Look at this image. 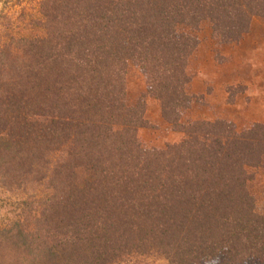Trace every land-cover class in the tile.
<instances>
[{
  "label": "trees",
  "instance_id": "1",
  "mask_svg": "<svg viewBox=\"0 0 264 264\" xmlns=\"http://www.w3.org/2000/svg\"><path fill=\"white\" fill-rule=\"evenodd\" d=\"M255 18L264 0H4L0 184L43 192L0 228V264H264V125L180 124L200 26L232 45ZM129 64L146 85L132 107ZM146 98L178 143L142 147Z\"/></svg>",
  "mask_w": 264,
  "mask_h": 264
},
{
  "label": "rangeland",
  "instance_id": "2",
  "mask_svg": "<svg viewBox=\"0 0 264 264\" xmlns=\"http://www.w3.org/2000/svg\"><path fill=\"white\" fill-rule=\"evenodd\" d=\"M28 6L34 0H12ZM4 0H0V8ZM17 5L14 12H19ZM198 46L188 65L190 94L194 101L180 113V124L195 121H224L244 132L254 125H264V20L255 18L249 32L237 44L219 43L210 25L203 23L198 32ZM146 90L145 79L137 67L128 65L126 103L134 106ZM146 127L138 132L145 150H163L178 143L182 136L161 117L159 104L152 98L143 100ZM26 191L6 192L0 184V228L14 223L26 211L31 196H39L41 187L29 185ZM251 193L255 211L264 215V165L254 171ZM127 264H167L160 255L133 257Z\"/></svg>",
  "mask_w": 264,
  "mask_h": 264
},
{
  "label": "crops",
  "instance_id": "3",
  "mask_svg": "<svg viewBox=\"0 0 264 264\" xmlns=\"http://www.w3.org/2000/svg\"><path fill=\"white\" fill-rule=\"evenodd\" d=\"M244 37H245V36H244ZM244 37H243V38H244ZM242 40H243V39H242Z\"/></svg>",
  "mask_w": 264,
  "mask_h": 264
}]
</instances>
